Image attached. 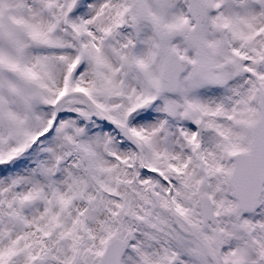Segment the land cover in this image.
<instances>
[{"label": "snow or ice", "instance_id": "6c2138e0", "mask_svg": "<svg viewBox=\"0 0 264 264\" xmlns=\"http://www.w3.org/2000/svg\"><path fill=\"white\" fill-rule=\"evenodd\" d=\"M0 264H264V0H0Z\"/></svg>", "mask_w": 264, "mask_h": 264}]
</instances>
